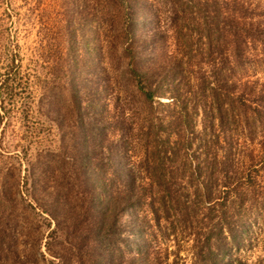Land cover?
<instances>
[{
	"label": "rangeland",
	"instance_id": "obj_1",
	"mask_svg": "<svg viewBox=\"0 0 264 264\" xmlns=\"http://www.w3.org/2000/svg\"><path fill=\"white\" fill-rule=\"evenodd\" d=\"M0 264H264V0H0Z\"/></svg>",
	"mask_w": 264,
	"mask_h": 264
},
{
	"label": "trees",
	"instance_id": "obj_2",
	"mask_svg": "<svg viewBox=\"0 0 264 264\" xmlns=\"http://www.w3.org/2000/svg\"><path fill=\"white\" fill-rule=\"evenodd\" d=\"M145 95H146V97H149V98L151 97V94H150V93H148V92H146V94H145ZM115 209H116V208H115V206H113V208H112V211L114 212V211H115ZM209 254H212V255H213V253H211V252H209Z\"/></svg>",
	"mask_w": 264,
	"mask_h": 264
}]
</instances>
